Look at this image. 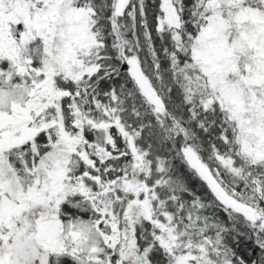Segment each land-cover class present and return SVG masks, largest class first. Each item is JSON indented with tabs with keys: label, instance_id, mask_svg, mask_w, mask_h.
Listing matches in <instances>:
<instances>
[{
	"label": "snow or ice",
	"instance_id": "snow-or-ice-1",
	"mask_svg": "<svg viewBox=\"0 0 264 264\" xmlns=\"http://www.w3.org/2000/svg\"><path fill=\"white\" fill-rule=\"evenodd\" d=\"M0 264H264V0H0Z\"/></svg>",
	"mask_w": 264,
	"mask_h": 264
}]
</instances>
